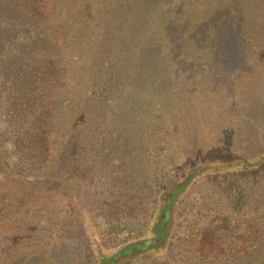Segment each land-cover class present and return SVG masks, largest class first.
<instances>
[{
  "label": "trees",
  "instance_id": "obj_1",
  "mask_svg": "<svg viewBox=\"0 0 264 264\" xmlns=\"http://www.w3.org/2000/svg\"><path fill=\"white\" fill-rule=\"evenodd\" d=\"M188 2L0 0V264H264V138Z\"/></svg>",
  "mask_w": 264,
  "mask_h": 264
},
{
  "label": "rangeland",
  "instance_id": "obj_2",
  "mask_svg": "<svg viewBox=\"0 0 264 264\" xmlns=\"http://www.w3.org/2000/svg\"><path fill=\"white\" fill-rule=\"evenodd\" d=\"M188 4H177L170 13L173 17L182 9L194 19L186 37L190 44L202 32L200 55L208 66L202 83L213 81L218 96L230 106L235 136L264 138V0H191ZM198 23L202 27L196 29ZM230 78L232 83H226Z\"/></svg>",
  "mask_w": 264,
  "mask_h": 264
}]
</instances>
